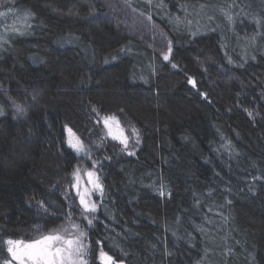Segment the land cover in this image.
I'll return each instance as SVG.
<instances>
[{"label": "trees", "instance_id": "trees-1", "mask_svg": "<svg viewBox=\"0 0 264 264\" xmlns=\"http://www.w3.org/2000/svg\"><path fill=\"white\" fill-rule=\"evenodd\" d=\"M122 1L168 33L179 70L96 0L0 4V242L68 213L82 157L65 126L92 142L114 115L139 143L98 153L88 264L101 249L124 264H264V0Z\"/></svg>", "mask_w": 264, "mask_h": 264}, {"label": "snow or ice", "instance_id": "snow-or-ice-1", "mask_svg": "<svg viewBox=\"0 0 264 264\" xmlns=\"http://www.w3.org/2000/svg\"><path fill=\"white\" fill-rule=\"evenodd\" d=\"M2 2V0H0ZM149 6L153 5V0H146ZM156 7H163V2L160 0L159 3L155 5ZM13 11L11 7L8 8V12ZM7 13L0 12V16H5ZM26 16L29 13L25 14ZM229 20L231 17H228ZM151 19V17H148ZM171 48H168V52L163 54L164 60H169V54ZM175 67V65H173ZM194 83L193 81H189ZM16 111L18 114H23L24 109L22 106L16 104ZM2 114V110H0ZM251 115V113H249ZM104 126L108 129V135L114 139L118 140L123 145V151L128 152V155H134L132 151H128L129 137L125 135L124 129L120 127L119 121L115 116L103 117ZM69 139L68 144L76 149L77 151H83V144L78 140L74 139V134L71 129H68ZM133 135L136 137V143H139V132L136 128L132 129ZM75 177L76 183L72 184L71 187L76 190V195L79 199V205L82 207L84 213H94L97 210L98 205L90 199L92 192L99 191L103 193V184L100 181V177L94 171H87L86 175L88 177V183L91 188H84L80 190L81 181V170L77 167L72 173ZM41 207H45L44 202H41ZM45 210H47L45 208ZM87 220L88 225L93 224V218L89 216L84 217ZM67 226H60V228L55 229L50 234H43L39 238L25 241L22 239H7L0 243L6 245V251L10 256V259H4L2 264H88L86 257L92 255L93 258H97L95 253L91 252L90 246L84 243V238L87 233L81 229L79 224L71 221V214L68 216ZM69 227L75 229V234H69L66 237L63 233L69 231ZM39 231V229H37ZM98 258L102 261V264H116L113 256L104 252L102 249L99 250Z\"/></svg>", "mask_w": 264, "mask_h": 264}, {"label": "rangeland", "instance_id": "rangeland-1", "mask_svg": "<svg viewBox=\"0 0 264 264\" xmlns=\"http://www.w3.org/2000/svg\"><path fill=\"white\" fill-rule=\"evenodd\" d=\"M96 1L98 3H101L105 8V11L102 14H100L102 18H107L117 23V25L127 30L131 35L139 38L147 45H149L153 50L157 51L162 58H163V54L167 53L168 48L170 47L171 52L169 54V60H167V62L172 70L174 71L179 70L181 64L179 60L175 57L172 40L168 35V33L159 24L153 22L151 19H148L146 15L135 11L122 0H96ZM7 2H10V0H2L0 4H5ZM173 65H175V67H173ZM106 116H114V115L101 116L100 123L102 124L103 127L102 130L104 132L103 133L104 135L102 137H99V139H92L91 140L92 142L85 141L70 126L67 125L65 126L67 144L69 139L68 129H71L72 133L74 134V139H78L83 144V151H77L68 144V146L71 147L73 151H75L78 155L82 157V161L78 166L81 170V181H80L81 191L84 188H91V185L88 183V177L86 175V172L91 170L98 174L97 165L100 161V159L98 158L99 156L98 153L100 149L103 148V146L105 145V142L108 141V139H110L115 143H117L121 149H123V145L118 140H114L108 135V129L104 126L103 123V117ZM116 119L119 121L120 127L124 129L125 135L129 137L128 151L134 152L136 150L137 143H136V137L132 133L133 127L131 125L122 123L117 117ZM123 153L128 154V152L126 151H123ZM75 183L76 180L74 177V184ZM74 193L76 195L75 189H74ZM100 194L101 193L99 191H94L92 192L90 199L96 203L95 197H97ZM76 198L77 199L75 201V204L71 203L69 211L64 217H62L60 220L51 219V221L47 223L45 229L41 227L39 231H36V233L33 234L35 235V237L25 241L39 238L43 234H50L55 229L60 228V226L62 225L67 226L68 224L67 218L69 214H71V221L75 222L76 224H79L81 229L87 233L88 223L84 217L89 216V218H91L92 213L91 214L84 213L82 215L81 213L83 212V209L79 205V199L77 195ZM76 202H78V204ZM75 231H76L75 229L69 227V231L63 234L66 237H68L69 234H75ZM84 243L87 244L86 237L84 238ZM13 264H15V262H13Z\"/></svg>", "mask_w": 264, "mask_h": 264}, {"label": "water", "instance_id": "water-1", "mask_svg": "<svg viewBox=\"0 0 264 264\" xmlns=\"http://www.w3.org/2000/svg\"><path fill=\"white\" fill-rule=\"evenodd\" d=\"M116 264H124L123 262H117Z\"/></svg>", "mask_w": 264, "mask_h": 264}]
</instances>
